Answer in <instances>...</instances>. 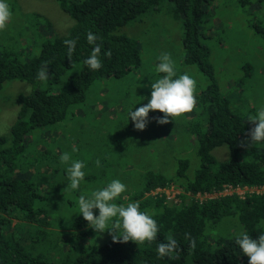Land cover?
<instances>
[{
  "label": "trees",
  "instance_id": "trees-1",
  "mask_svg": "<svg viewBox=\"0 0 264 264\" xmlns=\"http://www.w3.org/2000/svg\"><path fill=\"white\" fill-rule=\"evenodd\" d=\"M162 1L56 0L73 20L68 30L45 31L31 47L15 39L9 53V22L19 5L8 0L0 91L12 80L32 89L17 93L19 109L0 134V264H247L233 238L241 229L252 238L264 231V143L247 142L253 125L246 120L264 103V61L255 63L244 45L250 35H264V0H167L182 27L175 74L193 77L195 104L163 124L156 123L163 114L150 110L137 130L127 111L147 102L162 74L140 69L136 41L120 27ZM88 32L101 45L95 71L83 65ZM66 39L76 40L70 56ZM236 43L245 54L232 55ZM44 66L41 81L36 74ZM222 145L227 154L218 158L213 149ZM64 152L69 162L59 160ZM71 160L84 163L85 177L70 191ZM114 178L126 185L116 203L136 201L153 215V241H113L114 230L94 231L79 215L77 197ZM169 187L175 201L162 191ZM242 187L249 190L242 196L221 193ZM168 236L177 247L158 257L157 244Z\"/></svg>",
  "mask_w": 264,
  "mask_h": 264
},
{
  "label": "clouds",
  "instance_id": "clouds-1",
  "mask_svg": "<svg viewBox=\"0 0 264 264\" xmlns=\"http://www.w3.org/2000/svg\"><path fill=\"white\" fill-rule=\"evenodd\" d=\"M10 16L8 0H0V29L5 27ZM85 39L92 47L83 59V65L91 71L100 69L102 66L99 58L101 45L95 43L99 37L93 32H88ZM63 43L67 45V55L70 56L76 40L66 39ZM104 55L107 56L109 53L105 51ZM154 71L162 75L150 84L147 102L131 110L136 104L134 103L127 111V118L131 119L133 127L137 130L145 127L150 110H158L163 114L156 119V123L163 124L169 118L172 120L174 117H180L191 111L195 104V80L187 73L177 76L173 61L167 53L160 54L159 62L154 65ZM36 75L37 79L45 81L48 76L46 67H41ZM246 120L253 125L248 133L247 142L249 144L264 143V103L259 104L254 113H248ZM59 160L69 162V154L62 153ZM84 167V163L80 160H71L68 164L65 175L68 179L67 188L70 191L77 189L84 180ZM125 191L126 185L114 178L103 187L94 189L89 196H78V213L94 231L103 232L109 229L111 232L114 230L113 241L118 239L122 242L133 241L136 244L153 241L158 232V225L153 215L147 211H141L136 201L128 202L126 205L116 203L117 198ZM197 198L204 197L198 195ZM93 209L97 210L95 215ZM233 241L239 251L247 257V264H264V231L252 238L247 231L241 229L235 234ZM189 243L194 246V242L189 241ZM176 247V239L168 236L164 242L157 244L156 254L158 257H170Z\"/></svg>",
  "mask_w": 264,
  "mask_h": 264
},
{
  "label": "rangeland",
  "instance_id": "rangeland-1",
  "mask_svg": "<svg viewBox=\"0 0 264 264\" xmlns=\"http://www.w3.org/2000/svg\"><path fill=\"white\" fill-rule=\"evenodd\" d=\"M16 1L19 6H17V10L14 11L15 15H13L9 22L11 27L9 37L12 42L5 45V50L9 53L12 52L15 39L20 40L23 45L31 44L29 45L31 47L37 38L44 36L43 32L49 33V31L54 30L62 34L73 24L71 17L59 7L56 0ZM172 9V4L167 0H163L158 10L157 7L156 9H150L141 19L120 27V32L127 34L136 41L142 57L140 69L150 66V70L153 71L154 65L159 62V56L162 53L171 54L172 58L170 59L175 66V56L178 57L182 48V27L181 18L175 17ZM35 14L39 15L38 18L35 17ZM236 21H241L240 16H238ZM48 22L50 24L47 25ZM25 26L29 27L27 31H18L25 28ZM1 32H4V28L0 29V46L7 39V36L3 38ZM159 32H161V35L157 37ZM232 48L235 51L232 55H236L238 51L245 54L237 43ZM244 50L246 53L252 50L251 58L255 57L257 60L255 63L262 65V61H264V35H250L249 45H244ZM31 89V85L21 80L6 81L4 83L0 91V134L8 132L12 120L19 109L18 104L15 102L17 93H28ZM213 153L218 158H222L223 154H227L226 147L224 145L215 147ZM162 191L168 198L176 200L175 194L177 191L172 190L170 187ZM233 191L242 196L243 192L249 190L246 187L236 189L226 188L221 193L226 194ZM202 196L206 197V195ZM195 197H198V194Z\"/></svg>",
  "mask_w": 264,
  "mask_h": 264
}]
</instances>
